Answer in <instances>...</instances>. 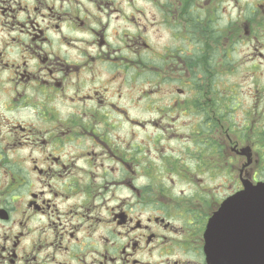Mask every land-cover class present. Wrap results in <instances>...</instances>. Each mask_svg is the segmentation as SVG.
I'll return each instance as SVG.
<instances>
[{"label": "flooded vegetation", "instance_id": "af4514ba", "mask_svg": "<svg viewBox=\"0 0 264 264\" xmlns=\"http://www.w3.org/2000/svg\"><path fill=\"white\" fill-rule=\"evenodd\" d=\"M245 182L264 0H0V264H210ZM229 231L260 258L256 224Z\"/></svg>", "mask_w": 264, "mask_h": 264}, {"label": "water", "instance_id": "95a60500", "mask_svg": "<svg viewBox=\"0 0 264 264\" xmlns=\"http://www.w3.org/2000/svg\"><path fill=\"white\" fill-rule=\"evenodd\" d=\"M207 230L206 253L210 264H264V182L252 184L245 183L242 191L226 199L221 207L212 215ZM244 216V217H243ZM244 220L245 223L256 224L259 230L256 236L260 237V248L255 251L260 258L248 259L237 252V247L224 249L223 238L237 237V224ZM236 254V255H233Z\"/></svg>", "mask_w": 264, "mask_h": 264}]
</instances>
